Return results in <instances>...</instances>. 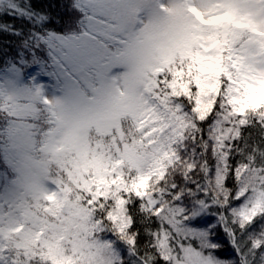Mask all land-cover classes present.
Returning <instances> with one entry per match:
<instances>
[{
	"label": "snow or ice",
	"instance_id": "obj_1",
	"mask_svg": "<svg viewBox=\"0 0 264 264\" xmlns=\"http://www.w3.org/2000/svg\"><path fill=\"white\" fill-rule=\"evenodd\" d=\"M117 4L0 0V93L54 85L70 121L87 45L61 42ZM181 15L165 63L117 78L125 118L95 152L47 168L0 154V264H264V0Z\"/></svg>",
	"mask_w": 264,
	"mask_h": 264
},
{
	"label": "rangeland",
	"instance_id": "obj_2",
	"mask_svg": "<svg viewBox=\"0 0 264 264\" xmlns=\"http://www.w3.org/2000/svg\"><path fill=\"white\" fill-rule=\"evenodd\" d=\"M199 4L200 0H154V4L148 5L139 0H118V10L114 14L90 17L95 25L90 32L61 42L78 44L83 41L87 45L78 49L76 57L83 71L74 85L77 95L72 119L69 121L57 107L56 101L63 93L54 85L30 89L27 95L19 98L8 91L0 93L5 113L16 118L7 130L2 154L15 153L25 163L47 168L53 160L74 159V152L78 156L95 152L109 130L106 121L125 118L123 93L116 87L117 78L127 75L139 82L144 75L145 62L165 63L167 50L174 46L186 23L181 14L192 13L193 6ZM151 7L158 12L150 14ZM198 19L197 15L192 23ZM102 41L117 49L112 51ZM79 83L86 90H82ZM39 104L49 113L50 126L36 142L35 122L41 118Z\"/></svg>",
	"mask_w": 264,
	"mask_h": 264
},
{
	"label": "trees",
	"instance_id": "obj_3",
	"mask_svg": "<svg viewBox=\"0 0 264 264\" xmlns=\"http://www.w3.org/2000/svg\"><path fill=\"white\" fill-rule=\"evenodd\" d=\"M57 30L58 31H64V32H69V31L79 32L78 28L73 27L72 21H67L63 25H58ZM8 39L9 38L6 36H0V40L7 41ZM102 42L107 44V46L112 51L116 48L113 44H110V43L104 42V41H102ZM79 85L81 86L82 90H86L84 85H82L81 83H79ZM3 104H4V101L1 100V98H0V154H2V149H3L4 143H5V139H6L5 136L6 135L8 136L7 130L11 128V124L13 123V120L16 119L14 117H11L9 112L5 113L6 110H4ZM38 110L41 114V118L37 122H35L37 125L36 142L40 141V138L43 137L47 133V131L49 130L48 127L50 126L49 125L50 120L48 119V116H47L49 113L47 114L46 109L43 106V104H39ZM3 111H4L5 115L2 114ZM51 122H52V120H51ZM92 149L94 150V147Z\"/></svg>",
	"mask_w": 264,
	"mask_h": 264
}]
</instances>
